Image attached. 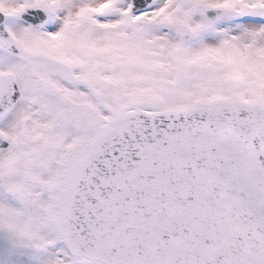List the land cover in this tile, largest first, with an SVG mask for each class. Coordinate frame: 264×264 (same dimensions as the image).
Returning <instances> with one entry per match:
<instances>
[{
    "label": "snow or ice",
    "instance_id": "6c2138e0",
    "mask_svg": "<svg viewBox=\"0 0 264 264\" xmlns=\"http://www.w3.org/2000/svg\"><path fill=\"white\" fill-rule=\"evenodd\" d=\"M0 264H264V0H0Z\"/></svg>",
    "mask_w": 264,
    "mask_h": 264
}]
</instances>
